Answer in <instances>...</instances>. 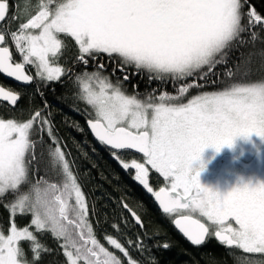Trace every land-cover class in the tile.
Wrapping results in <instances>:
<instances>
[{
    "label": "snow or ice",
    "instance_id": "1",
    "mask_svg": "<svg viewBox=\"0 0 264 264\" xmlns=\"http://www.w3.org/2000/svg\"><path fill=\"white\" fill-rule=\"evenodd\" d=\"M8 10L6 0H0V21ZM259 30H264V15L249 0H38L35 11L15 30L0 31V74L25 85L38 78L45 87L74 76V98L89 106L85 118L95 140L123 170H134L132 179L154 197L183 237L201 246L214 236L228 248L264 254V183H242L221 194L203 187L193 168L207 147L219 152L222 146L231 147L237 136L254 133L264 138V79L242 82L249 71L241 72L236 65L226 69L227 80L219 81L222 90L186 98L191 89L207 85L209 74L218 75L213 69L227 65L232 50L256 41ZM62 37L74 41L77 64L86 68L91 61L97 70L73 73L60 66L66 48ZM28 67L35 69V77ZM117 72L123 81L147 73L149 85L158 81L166 88L171 83L175 92L129 94ZM238 74L241 81L235 79ZM35 91L43 98L39 85ZM21 96L0 86V101L15 106ZM27 112V118L0 117V200L11 218L7 231L0 228V264H40L42 256L53 251L39 238L44 233L59 243L65 264H125L90 222L86 194L56 134L48 101ZM74 127L84 131L78 124ZM45 133L49 166L62 182L41 187L40 181L30 180L29 172L39 170L34 161L37 146L45 145ZM126 150L142 154L143 161L126 159ZM150 169L163 177L165 186H150ZM24 185L28 187L22 190ZM121 203L143 230L141 215ZM28 214L29 224L18 226L15 217ZM111 227L115 234L104 230L102 239L126 264H159L152 249L161 246L148 243L146 230L132 239L119 222ZM170 247L168 242L162 245L164 250Z\"/></svg>",
    "mask_w": 264,
    "mask_h": 264
},
{
    "label": "trees",
    "instance_id": "2",
    "mask_svg": "<svg viewBox=\"0 0 264 264\" xmlns=\"http://www.w3.org/2000/svg\"><path fill=\"white\" fill-rule=\"evenodd\" d=\"M6 2L9 5V10L5 22L0 25V31L7 34L15 30L19 22L26 19L19 17L17 13L12 14L13 6L15 4L20 5L22 2H28L32 8L30 12L32 14L35 11L33 6L37 5L38 0H6ZM249 2L257 11L264 15V0H249ZM13 17H18V19H13ZM64 40L66 48L62 50V55L58 60L60 66L66 69L71 68L73 73H79L85 70H97L96 66L92 67L94 64L91 61L86 68L83 64H77L75 62V58L78 55L77 47L73 44V41ZM8 46L13 51L14 59L19 61L20 57L14 52L9 39ZM105 62L107 63L106 57ZM236 65L240 66L241 72L245 69L249 71V75L244 77L242 82H254L264 79V30L258 31V39L256 41L249 40L243 46L232 50L229 53L227 65H218L213 69V73H217L218 75L209 74V80L205 87L200 89L193 88L189 93L194 94L202 91L222 89L224 85L219 83V81L227 80L228 78L225 76L226 69L228 67L235 69ZM27 70L30 73L32 72L31 68ZM110 71L111 68L109 67L104 73L109 75ZM204 71H207V68ZM116 75L121 74L117 72ZM33 76L35 77L34 74ZM132 77L142 80L141 85L136 90L142 96L147 92H151L152 89H157L156 94H159L161 90L175 92L171 83L166 88L158 81H153L149 85L147 73L133 75ZM111 79L113 82L116 80V78L112 77ZM191 79L189 78V82ZM235 79L241 81V76L238 74ZM212 80H216L217 83L212 84ZM198 82L204 83V81ZM0 84L7 89L10 88L22 93L19 103L13 109L0 103V117L2 118H27V109L30 106L42 105L44 100L48 101L50 111L53 114L56 134L62 145L65 146L64 150L70 153L68 158L74 161L75 165L73 171L77 174L78 183L82 186V191L86 194V200L90 208V222L93 223L98 237L105 243V246L124 259L125 264L126 258L118 250L112 249L102 239L104 230H107L110 234H115V230L111 227L112 223L119 222L122 231L127 233V236H130L132 239H135L137 233L142 235L143 231L146 230L149 237H151L148 243L153 246L158 243L161 246L159 250L155 247L152 249L159 264H264V255L243 253L239 249L228 248L219 244L213 237L201 246H191L186 242L174 230L170 218L158 211L151 196L145 194L138 182L132 179L133 172L131 170L128 172L123 170L119 163L110 155L108 149L91 138L85 125L86 111L89 106L74 98V94L78 90L74 84V76L72 79H69L66 75L62 78L61 82L49 83L46 87L38 78L29 87H19L3 80L1 77ZM38 85L43 92V98L35 91ZM123 87L129 94H132V90L126 88L130 87L128 84H123ZM22 110L23 116H21ZM75 124L82 127L84 131H77L74 127ZM43 135L45 145L43 148L39 145L37 146V159L34 161V166L39 170L35 174H33L31 169L29 172L30 180L33 183L40 181L41 187L46 186L45 182L57 184L62 182V177L57 174L56 170L49 166L47 144L50 141H48L46 133ZM42 151L44 152L43 155H41ZM123 154L128 160L140 158L127 152ZM153 177L158 179V184L163 183L162 178L157 173L153 172ZM27 187V185L22 186V190L27 189ZM122 201L127 202L141 215L145 225L143 230L133 223L128 212L123 209ZM93 208L95 215H91ZM125 217L128 220L127 226L124 224L123 218ZM30 219V214L17 215L15 222L18 226L22 227L29 224ZM10 220L9 211L4 207V201L0 200V228L7 231ZM39 238L53 250L51 253L42 256L40 264H65L66 258L63 256V251L59 247V243L49 233H44ZM120 239L127 246L126 237L121 236ZM165 242L171 244L168 250L162 248ZM24 247L27 249V244H24ZM29 255L31 254L29 253ZM132 255L137 256V253L132 250Z\"/></svg>",
    "mask_w": 264,
    "mask_h": 264
},
{
    "label": "rangeland",
    "instance_id": "3",
    "mask_svg": "<svg viewBox=\"0 0 264 264\" xmlns=\"http://www.w3.org/2000/svg\"><path fill=\"white\" fill-rule=\"evenodd\" d=\"M35 7L33 6L34 9ZM31 10L32 8L28 2H22L20 5L15 4L13 6L12 14L17 13L19 17L27 18ZM62 39L73 41L70 37H62ZM10 44L16 53L11 40ZM73 44L75 45L74 41ZM28 68H31L32 71L29 74L35 75V69ZM92 71L95 70L88 72ZM104 74L106 75V73ZM198 93H188L186 98H191ZM138 160L142 162L143 158ZM228 160L231 162H228ZM193 168L208 173L209 177L203 187L218 191L221 194H226L233 188L241 186L242 183H264V138L258 137L254 133L248 137L237 136L233 139L231 147L222 146L219 152L212 147H207L201 152L200 159L194 162ZM150 171L154 172L151 169ZM161 178L165 183L163 177Z\"/></svg>",
    "mask_w": 264,
    "mask_h": 264
},
{
    "label": "flooded vegetation",
    "instance_id": "4",
    "mask_svg": "<svg viewBox=\"0 0 264 264\" xmlns=\"http://www.w3.org/2000/svg\"><path fill=\"white\" fill-rule=\"evenodd\" d=\"M94 66H96V68H98V65L94 64L92 67H94ZM117 76H120V79H121L123 84H128L130 86V87H126V88L131 89L132 94L135 93L136 90L141 85L142 80H140V79L138 80V79H136V77H132L128 81H123V77L121 75H117ZM111 77L116 78V76H111ZM134 85L136 87H134ZM139 159H142V158L140 157ZM228 162H231V161L228 160ZM196 170L198 171V180H199L200 184L203 186L209 177L208 173H206L205 171L198 170V169H196ZM131 171L134 173V170H131ZM156 180H157V182H156ZM149 183H150V186H152L154 188V190H158L159 187L165 186V183L158 184V179H155V177H153L152 171H150Z\"/></svg>",
    "mask_w": 264,
    "mask_h": 264
},
{
    "label": "water",
    "instance_id": "5",
    "mask_svg": "<svg viewBox=\"0 0 264 264\" xmlns=\"http://www.w3.org/2000/svg\"><path fill=\"white\" fill-rule=\"evenodd\" d=\"M6 18H7V14H6ZM6 20V19H5ZM5 20L4 21H0V25H2L4 22H5ZM0 77L3 79V80H5V81H7V82H10V83H12V84H15V85H17V86H19V87H29V86H31L32 84H27V85H25V84H21V83H19V82H17V81H15L14 79H12V78H8V77H6L4 74H0ZM0 86H2L1 84H0ZM7 89V88H6ZM0 103H2V104H4V105H6V106H8L9 108H11V109H13V108H15V106H12V105H9L7 102H3V101H0ZM19 103V102H18ZM85 125H86V129H87V131H88V133H89V135L91 136V138L94 140V141H96L95 140V138H94V136L92 135V133H91V131H90V129L88 128V126H87V122H85ZM97 142V141H96ZM105 147V146H104ZM106 148V147H105ZM107 149V148H106ZM124 152H127V153H130V154H132V155H135V156H138V157H141V158H143L142 157V154H140V153H136L134 150H126V151H124ZM140 187H141V189L145 192V194H147V195H150L151 196V194L150 193H147V191L140 185ZM151 199H152V201H153V203H154V205L156 206V208L158 209V211L160 212V213H162V210H160L159 209V206H158V203L155 201V199H154V197H152L151 196ZM129 214V213H128ZM129 216H130V218H131V220L133 221V223L135 224V222H134V220L132 219V217H131V215L129 214ZM173 225V224H172ZM136 226H138V225H136ZM173 228H174V230L186 241V242H188L191 246H194V245H192L185 237H183V235L181 234V233H179V231L177 230V229H175V227H174V225H173ZM214 237V236H213ZM214 239H215V237H214ZM216 240V239H215ZM217 241V240H216ZM218 242V241H217Z\"/></svg>",
    "mask_w": 264,
    "mask_h": 264
}]
</instances>
